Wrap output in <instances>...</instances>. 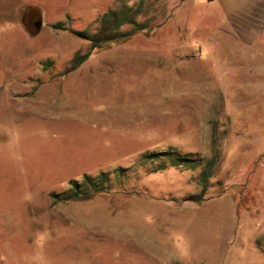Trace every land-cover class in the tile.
Wrapping results in <instances>:
<instances>
[{"label":"rangeland","instance_id":"1","mask_svg":"<svg viewBox=\"0 0 264 264\" xmlns=\"http://www.w3.org/2000/svg\"><path fill=\"white\" fill-rule=\"evenodd\" d=\"M111 10L146 28L91 52ZM219 24L204 0H0V264H264V51Z\"/></svg>","mask_w":264,"mask_h":264},{"label":"trees","instance_id":"2","mask_svg":"<svg viewBox=\"0 0 264 264\" xmlns=\"http://www.w3.org/2000/svg\"><path fill=\"white\" fill-rule=\"evenodd\" d=\"M127 24L133 25L134 29L128 32H124L121 28ZM146 26L139 24L135 19V14L127 15L125 12H120L117 10H111L104 13L100 18V28L96 35L89 37L87 34H79L83 38L89 39L91 43V52L100 49L103 46H106L113 42H125L136 32L145 29ZM88 53L84 57H75L73 59V68H77L82 62L89 56ZM159 156H163L166 159H169L171 166L174 167H189L193 168L194 161L187 157H172V153L169 152H159V153H149L145 155V159L154 160ZM212 165V164H211ZM160 169H164V165L160 166ZM210 169V166L207 167ZM109 173L102 172L97 177L84 176L82 182L78 183L72 181L70 190L68 193L64 194L60 199L61 201H84L91 199L95 194L108 192L111 190V185L109 181ZM202 179L206 181L209 176V171L205 170L202 172ZM54 198L55 195H52ZM194 202H199L203 200L202 195L195 197L194 199H189Z\"/></svg>","mask_w":264,"mask_h":264},{"label":"crops","instance_id":"3","mask_svg":"<svg viewBox=\"0 0 264 264\" xmlns=\"http://www.w3.org/2000/svg\"><path fill=\"white\" fill-rule=\"evenodd\" d=\"M219 18L218 30L245 48L264 51V0H204Z\"/></svg>","mask_w":264,"mask_h":264},{"label":"water","instance_id":"4","mask_svg":"<svg viewBox=\"0 0 264 264\" xmlns=\"http://www.w3.org/2000/svg\"><path fill=\"white\" fill-rule=\"evenodd\" d=\"M36 27L39 29L40 28V23H37L36 24Z\"/></svg>","mask_w":264,"mask_h":264}]
</instances>
